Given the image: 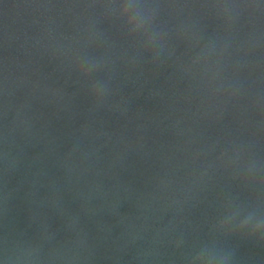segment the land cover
I'll return each mask as SVG.
<instances>
[{
	"label": "water",
	"instance_id": "1",
	"mask_svg": "<svg viewBox=\"0 0 264 264\" xmlns=\"http://www.w3.org/2000/svg\"><path fill=\"white\" fill-rule=\"evenodd\" d=\"M0 264H264V0H0Z\"/></svg>",
	"mask_w": 264,
	"mask_h": 264
}]
</instances>
